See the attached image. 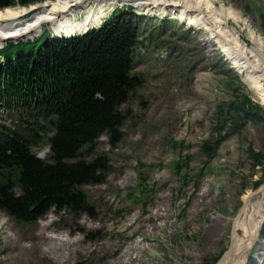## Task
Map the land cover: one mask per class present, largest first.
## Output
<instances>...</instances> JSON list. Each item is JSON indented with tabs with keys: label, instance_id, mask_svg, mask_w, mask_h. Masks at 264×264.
I'll use <instances>...</instances> for the list:
<instances>
[{
	"label": "rangeland",
	"instance_id": "rangeland-1",
	"mask_svg": "<svg viewBox=\"0 0 264 264\" xmlns=\"http://www.w3.org/2000/svg\"><path fill=\"white\" fill-rule=\"evenodd\" d=\"M76 1L10 9L24 11L16 21L25 24L70 3L65 15L32 36L0 42V48L41 33L43 43L54 24L69 22V15L73 24L88 27L130 10L139 27L132 75L140 82L122 107L127 118L123 139L112 146L102 136L86 158L105 156L111 162L104 183L83 188L92 213L52 210L28 224L0 211V264H214L230 246L244 202L264 184L263 169L248 153L252 147L264 155V125L249 122L212 160L204 144L216 137L218 106L234 100V88L264 110L259 94L203 26H191L177 13L143 11L136 3ZM212 1L237 17L229 19V26L247 44H252L251 31L264 41V0ZM12 117L0 114V121L12 125ZM34 152L46 159L47 139ZM260 210L262 231L264 202ZM261 231L249 254L259 261L264 256Z\"/></svg>",
	"mask_w": 264,
	"mask_h": 264
},
{
	"label": "trees",
	"instance_id": "trees-1",
	"mask_svg": "<svg viewBox=\"0 0 264 264\" xmlns=\"http://www.w3.org/2000/svg\"><path fill=\"white\" fill-rule=\"evenodd\" d=\"M46 1L0 0V11ZM121 11L80 35L54 38L49 30L43 43L40 35L0 49V114L18 119L0 121V211L18 222L35 223L52 210L92 213L83 188L104 183L111 162L86 158L102 136L112 146L123 139L122 107L140 82L132 75L138 23L133 11ZM239 90L218 106L221 127L203 148L210 160L249 122L264 125V110ZM46 139L50 152L41 159L34 149ZM248 153L264 171V155L252 147ZM247 264H264V256L251 255Z\"/></svg>",
	"mask_w": 264,
	"mask_h": 264
},
{
	"label": "bare ground",
	"instance_id": "bare-ground-1",
	"mask_svg": "<svg viewBox=\"0 0 264 264\" xmlns=\"http://www.w3.org/2000/svg\"><path fill=\"white\" fill-rule=\"evenodd\" d=\"M91 1L98 4L136 3L143 11L153 14L177 13L186 19L191 26H203L210 34V39L222 47L235 68L246 75L264 104V41L251 31L252 44H247L240 33L229 26V19L236 20L237 17L232 12L226 14L224 5L218 9L212 0H77L76 2L81 4ZM69 4L64 2L55 5L46 14L37 15L31 22L28 21L25 24H18L16 21L25 14L24 11L22 13L10 9L4 10L5 12L0 11V22H8L7 25L0 26V42L32 36L34 32L41 30L43 24L52 23L66 13L69 10ZM69 16H67L69 22L58 20L54 24L55 36L62 33L73 35L77 31L83 30L84 25L82 27L81 23L73 24ZM98 17L100 18V16ZM91 28L94 27L90 26ZM263 202V196L255 200L252 198L247 202L244 214L235 221L232 251L226 254L220 264H246L261 231L260 218L263 216L260 208Z\"/></svg>",
	"mask_w": 264,
	"mask_h": 264
},
{
	"label": "water",
	"instance_id": "water-1",
	"mask_svg": "<svg viewBox=\"0 0 264 264\" xmlns=\"http://www.w3.org/2000/svg\"><path fill=\"white\" fill-rule=\"evenodd\" d=\"M262 191H264V184L262 185V187L259 190L255 191L254 193H252V194H250L248 196L247 200L244 202L242 208L240 209V211H239L236 219L239 218L240 216H242L244 214V212L246 210L247 202H249L250 199H252L256 195L260 194ZM234 233H235V223L233 224L232 230H231V242H230V246H229L228 250L226 251V253L223 255V257L220 259V262H218L217 264H220L221 261L223 260V258L226 256V254L227 253H230L232 251V240H233Z\"/></svg>",
	"mask_w": 264,
	"mask_h": 264
}]
</instances>
